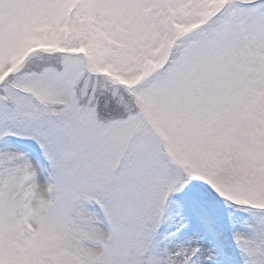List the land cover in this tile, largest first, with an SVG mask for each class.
<instances>
[{
  "label": "snow or ice",
  "instance_id": "snow-or-ice-1",
  "mask_svg": "<svg viewBox=\"0 0 264 264\" xmlns=\"http://www.w3.org/2000/svg\"><path fill=\"white\" fill-rule=\"evenodd\" d=\"M0 264H264V0H0Z\"/></svg>",
  "mask_w": 264,
  "mask_h": 264
}]
</instances>
